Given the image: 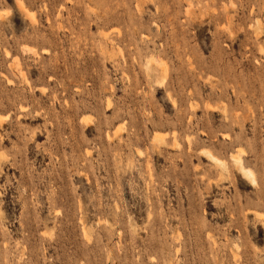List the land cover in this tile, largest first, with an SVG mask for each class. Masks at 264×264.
I'll use <instances>...</instances> for the list:
<instances>
[{"label": "rangeland", "instance_id": "1", "mask_svg": "<svg viewBox=\"0 0 264 264\" xmlns=\"http://www.w3.org/2000/svg\"><path fill=\"white\" fill-rule=\"evenodd\" d=\"M0 264H264V0H0Z\"/></svg>", "mask_w": 264, "mask_h": 264}, {"label": "bare ground", "instance_id": "2", "mask_svg": "<svg viewBox=\"0 0 264 264\" xmlns=\"http://www.w3.org/2000/svg\"><path fill=\"white\" fill-rule=\"evenodd\" d=\"M239 148V147H238ZM207 151V152H206ZM241 151H242V149H241ZM203 152L205 153L206 152V154H208V156L209 157H211L212 158V160H214L215 162H217V163H219V164H221L222 165V163L223 162H221V160L218 158V157H215V156H213L211 153H209L208 152V150H203ZM140 153V152H139ZM233 158V160L236 162V163H238V169L239 170H241V172L245 175V176H248V177H250V179H251V181H253L254 182V177L252 176V173L250 172V170H248V169H246L245 167H243L242 165H241V159L239 158V157H237V156H233L232 157ZM226 163V162H225ZM219 167V166H218ZM223 169V168H222Z\"/></svg>", "mask_w": 264, "mask_h": 264}]
</instances>
